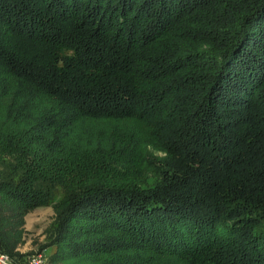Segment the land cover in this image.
I'll return each mask as SVG.
<instances>
[{
    "label": "trees",
    "instance_id": "trees-1",
    "mask_svg": "<svg viewBox=\"0 0 264 264\" xmlns=\"http://www.w3.org/2000/svg\"><path fill=\"white\" fill-rule=\"evenodd\" d=\"M48 207V264H264V0H0L15 264Z\"/></svg>",
    "mask_w": 264,
    "mask_h": 264
},
{
    "label": "rangeland",
    "instance_id": "rangeland-1",
    "mask_svg": "<svg viewBox=\"0 0 264 264\" xmlns=\"http://www.w3.org/2000/svg\"><path fill=\"white\" fill-rule=\"evenodd\" d=\"M190 34L191 33L186 34L185 39L187 42L191 39ZM3 49L7 54L5 47H3ZM85 128L86 130L88 129L93 131L94 125H90L86 122ZM148 151L152 153L153 156H162L161 153L153 150V148L148 149ZM53 216V210L49 207L35 209L26 216L23 243L20 246V252L24 257L19 261V263L26 264L29 258L37 254H42L47 259L53 253L54 250L52 248L41 249V247L45 246L46 231L51 225Z\"/></svg>",
    "mask_w": 264,
    "mask_h": 264
},
{
    "label": "built area",
    "instance_id": "built-area-1",
    "mask_svg": "<svg viewBox=\"0 0 264 264\" xmlns=\"http://www.w3.org/2000/svg\"><path fill=\"white\" fill-rule=\"evenodd\" d=\"M0 264H15L7 255L0 250ZM26 264H48L46 258L42 254H37L26 262Z\"/></svg>",
    "mask_w": 264,
    "mask_h": 264
}]
</instances>
